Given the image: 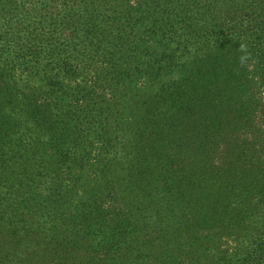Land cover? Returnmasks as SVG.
<instances>
[{"label": "trees", "instance_id": "1", "mask_svg": "<svg viewBox=\"0 0 264 264\" xmlns=\"http://www.w3.org/2000/svg\"><path fill=\"white\" fill-rule=\"evenodd\" d=\"M0 264H264V0H0Z\"/></svg>", "mask_w": 264, "mask_h": 264}]
</instances>
